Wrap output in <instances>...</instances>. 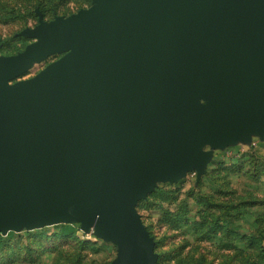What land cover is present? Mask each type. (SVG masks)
<instances>
[{
  "label": "water",
  "instance_id": "95a60500",
  "mask_svg": "<svg viewBox=\"0 0 264 264\" xmlns=\"http://www.w3.org/2000/svg\"><path fill=\"white\" fill-rule=\"evenodd\" d=\"M22 33L0 54V229L80 220L117 243L107 264H156L139 198L204 142L264 136V0H93Z\"/></svg>",
  "mask_w": 264,
  "mask_h": 264
},
{
  "label": "rangeland",
  "instance_id": "374dc122",
  "mask_svg": "<svg viewBox=\"0 0 264 264\" xmlns=\"http://www.w3.org/2000/svg\"><path fill=\"white\" fill-rule=\"evenodd\" d=\"M93 0H0V54L26 50L22 33L40 15L50 20ZM60 52L32 58L12 81L36 74ZM204 101V100H203ZM209 157L199 171L161 180L137 208L155 239L156 264H264V136L251 129L223 146L202 144ZM117 243L85 230L80 220L0 229V264H107Z\"/></svg>",
  "mask_w": 264,
  "mask_h": 264
}]
</instances>
